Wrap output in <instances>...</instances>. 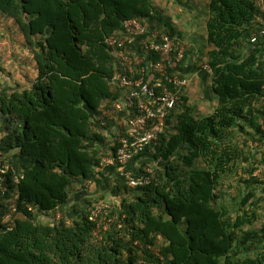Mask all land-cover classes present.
Returning a JSON list of instances; mask_svg holds the SVG:
<instances>
[{"label": "trees", "instance_id": "obj_1", "mask_svg": "<svg viewBox=\"0 0 264 264\" xmlns=\"http://www.w3.org/2000/svg\"><path fill=\"white\" fill-rule=\"evenodd\" d=\"M207 10L200 50L185 54L194 68L210 65L202 100L213 108L192 104L194 83L180 91L144 152L152 181L130 189L118 173L119 202L103 213L114 222L98 231L89 207L105 198L69 204L73 186L96 180L119 146L103 125L102 109L119 97L110 79L122 70L107 39L131 18L169 37L172 28H161L153 0H0V17L17 28L37 71L31 83L10 77L2 63L11 29L0 20V173L16 204L5 224L10 209L0 198V264H264V181L254 175L264 172V38L250 42L264 11L261 0H210Z\"/></svg>", "mask_w": 264, "mask_h": 264}, {"label": "built area", "instance_id": "obj_2", "mask_svg": "<svg viewBox=\"0 0 264 264\" xmlns=\"http://www.w3.org/2000/svg\"><path fill=\"white\" fill-rule=\"evenodd\" d=\"M261 3L264 11V0ZM258 21L259 29L252 34L251 43H257L260 37L264 38V17L259 16ZM151 32L141 21L131 18L124 21L121 37L111 36L107 39L116 53L114 66H120L122 70L115 72L110 79L113 88L119 90V97L109 108L102 109L108 118L103 125L110 124L107 128L109 139L118 141L119 146L109 156H105L102 166L121 171L130 189H137L152 181V166L146 167L140 177L127 166L136 156L143 154L152 141L157 140L165 128V118L176 105L180 91L192 83V79L178 69L185 59V45L165 33ZM158 36L162 41L156 40ZM203 69L212 73L207 63ZM261 124L263 133L260 138L264 144V114ZM254 175L264 181L261 168ZM2 179L0 173V198L7 200V189L2 185ZM105 207L113 206L99 200L89 207L90 218L97 222L98 231L108 230L114 222L113 217L103 214ZM9 209L10 212L3 219L5 224L10 221L11 214L16 212L15 203ZM152 247L149 245V248ZM154 252L159 255L158 251ZM140 262L150 264L146 260Z\"/></svg>", "mask_w": 264, "mask_h": 264}, {"label": "crops", "instance_id": "obj_3", "mask_svg": "<svg viewBox=\"0 0 264 264\" xmlns=\"http://www.w3.org/2000/svg\"><path fill=\"white\" fill-rule=\"evenodd\" d=\"M210 0H160L161 4L164 5V16L166 18V21L170 22L171 26V33L180 38L182 41L185 42V44L188 46V50L193 49V51L200 50L198 46V42L195 38H197L200 35L199 28H202L205 30L204 21L206 22L207 19V3H209ZM200 9H202V12L206 14V16H199ZM167 11V12H166ZM4 17H1L3 19ZM8 22H11L7 18H4ZM202 25L204 26H200ZM3 27L7 30H10L9 33H12L11 35L14 38H21V35L19 34L17 28L11 23V25H7V22L2 23ZM10 28V29H9ZM197 35V36H196ZM183 38V39H182ZM195 56L192 54L190 56V59L185 62V64L181 67V71L186 73L188 76H192L194 78L193 83L199 87L200 83H208L210 84V77H208L206 71H197L194 68V62ZM31 60V59H30ZM30 64V63H29ZM36 70V69H35ZM210 94V92H208ZM207 93V95H208ZM149 163L151 161V157L148 154H141L140 156H136L129 164L128 169L137 172L142 165H144V162ZM117 168H97L96 169V180L90 181L91 184H96V187L93 188V192L90 191V193L83 194V197L78 198L77 202L75 201V204L78 203V209H86L89 204V202L92 203L94 200L99 199V197L106 198L112 197L113 200L117 197H119L117 194H115V189L117 184L120 182L119 175L120 173ZM90 189V188H89ZM98 193L96 194V192ZM89 194V197L92 196V198L86 197V195ZM112 194V195H111ZM83 199H87V204L82 205L81 201ZM118 199V198H117ZM108 201V200H106ZM72 202V199H71ZM109 202V201H108ZM110 203V202H109ZM81 204V205H79ZM111 204V203H110ZM117 204V203H116ZM73 203L69 204V207H71ZM114 206V204L112 205ZM89 207V206H88ZM69 212H71L73 215L76 213V211L68 209Z\"/></svg>", "mask_w": 264, "mask_h": 264}, {"label": "rangeland", "instance_id": "obj_4", "mask_svg": "<svg viewBox=\"0 0 264 264\" xmlns=\"http://www.w3.org/2000/svg\"><path fill=\"white\" fill-rule=\"evenodd\" d=\"M153 2L155 4L158 16H159V18H161V20L160 19L158 20V23L161 24L160 26H161L162 29H164V31H170V29H171L170 22L166 21V18L164 16V10H165L164 9V5L161 4L160 0H153ZM199 16H202V17L206 16V14L204 12H202V9H200ZM162 19H163V21H162ZM0 20H1L2 23L7 22L8 26L11 25V23H12V22H8L4 18L1 19V17H0ZM200 24H201L200 26H203L202 23H200ZM204 24H205V21H204ZM200 29L203 30V31H200V35L198 37L201 38L200 40L204 41L205 37H204L203 32H205V30L202 29V28H199V30ZM8 34H9L10 37L8 35L5 36L6 40L3 39L4 40L3 42L6 43V46L10 49V46L12 47V44L10 43L9 40L13 39V38H11L12 37V35H11L12 33H8ZM14 39H16V40H14V42L16 41L17 47L14 48L13 54H10L11 50L7 49V52H8L7 61H5L6 63H4V64L2 63V65L4 67H6V70L10 74V77H12V78H14L16 80H24V81H28L29 83H31L37 76V71L35 70V67H34V65H32V62L30 60L31 59L30 58L31 54H29V52L27 51L26 48H22L21 47V45H20L21 38H18V40H17V38H14ZM9 55H10V58H9ZM201 56H203V54ZM208 85H209L208 83H204V84L200 83L199 87L194 85V87L192 89V93H189L190 97H191V99L193 101L192 104H197L198 109L201 110L203 113H206V114L210 113V111L213 108V104H212L213 101L212 100L208 101V102L202 100L203 99V95H206V97H208V95H209L208 92H210V91H209ZM207 93H208V95H207ZM253 132H254V129L252 130V133ZM4 135H5V132L3 130V124L0 121V139ZM242 144H244V143H242ZM249 145H250V148L255 149L257 144H255L254 142L250 141ZM260 149L264 150V147L260 146ZM73 187H74V190L71 193V197H72V202L71 203L75 204V201L77 202L78 198L80 199V197H83V194L90 193V191L93 192L92 189L96 187V184H94V183L91 184V183L87 182L85 184L74 185ZM233 191H236L235 187L232 188V194L231 195H235L236 194ZM97 193H98V191L96 192V194ZM86 197L92 198V196L89 197V194L86 195ZM119 199L120 198L117 197V196H116V198L114 200H113L112 197H107L106 198V200H108L111 203V205H113L115 203H118ZM108 201H106V202L109 203ZM81 204L86 206L87 199L86 200L83 199V201H81ZM64 212L66 214H68L69 211H64ZM39 214H40L39 215V219L41 221H43V222H51V221L54 220L55 217L56 218H63V215H64L63 211L57 212V213H55L53 215H51V214L48 215V214H43V213H39Z\"/></svg>", "mask_w": 264, "mask_h": 264}, {"label": "clouds", "instance_id": "obj_5", "mask_svg": "<svg viewBox=\"0 0 264 264\" xmlns=\"http://www.w3.org/2000/svg\"><path fill=\"white\" fill-rule=\"evenodd\" d=\"M257 21H258V19H257ZM258 23H259V21H258ZM259 29V27L256 29V30H258ZM255 30V31H256ZM173 36L172 37H170V38H172L173 40H175L176 42H182L184 45H185V47H186V51L188 50V46L185 44V42L184 41H182L180 38H178L177 36H175L174 34H172ZM263 38V37H262ZM250 39H251V37H250ZM253 44H255V43H253ZM185 51V52H186ZM193 53H188L187 55L185 54V59H184V62L181 64V66L180 67H178V69H180V72L182 73V74H184V75H186V76H188L186 73H184L183 71H181V67L185 64V62H187V60H189L190 59V56L192 55ZM189 55V56H188ZM187 56H188V58H187ZM208 64V63H207ZM205 65V63H203L202 64V66H201V68H195L197 71H206V70H204L203 69V66ZM210 66V65H209ZM206 73H207V75H208V73L209 72H207L206 71ZM211 74V73H210ZM209 77H210V75H208ZM188 77H190L191 79H192V83L191 84H193V81H194V78L192 77V76H188ZM176 106V105H175ZM253 130V129H252ZM254 133H255V135L257 136V134H256V131L254 130ZM253 141V140H252ZM258 145H259V143H258ZM258 145H256V146H258ZM262 147H264V146H262ZM150 164H152V163H148L147 165L148 166H151ZM146 165V166H147ZM147 166V167H148ZM153 167V166H152ZM142 168H144V165H142ZM3 200H5V199H3ZM3 202H5V203H8L9 204V208H10V205L12 204V203H15V202H13L11 199H7V200H5V201H3ZM16 205V204H15ZM137 244H139L138 243V241L136 242ZM152 246V245H151ZM163 261V260H162Z\"/></svg>", "mask_w": 264, "mask_h": 264}]
</instances>
